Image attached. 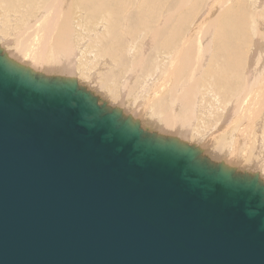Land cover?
Returning <instances> with one entry per match:
<instances>
[{
    "label": "water",
    "instance_id": "water-1",
    "mask_svg": "<svg viewBox=\"0 0 264 264\" xmlns=\"http://www.w3.org/2000/svg\"><path fill=\"white\" fill-rule=\"evenodd\" d=\"M0 264H264V180L0 47Z\"/></svg>",
    "mask_w": 264,
    "mask_h": 264
},
{
    "label": "bare ground",
    "instance_id": "bare-ground-1",
    "mask_svg": "<svg viewBox=\"0 0 264 264\" xmlns=\"http://www.w3.org/2000/svg\"><path fill=\"white\" fill-rule=\"evenodd\" d=\"M0 1H3L5 3V6H3V9H2V10H5V13L0 14L3 16V21H4V18H7L8 21H16V22L20 21V23H16V26L19 25L21 30L18 31L17 29L13 28V26H12V28L15 29V31L13 29H12V31L16 32V35L18 37L21 36L18 38V41L19 40H21V41H19L17 43L15 42V52H16V54L22 56L24 63L18 61L19 59L18 60L15 59L14 57H12L10 54H8L6 52L8 57H10L12 60H14V61H16L22 65H25V66L31 68L32 70H34L36 72H41V73H44V74L49 75V76L61 75L63 77H67V78H74L78 81V79H79V77H78L79 73L78 72L80 70L77 67H78V64L80 65V63H78V60L75 61V58H78L77 56H79V59L80 58H86V55L89 54L90 56H92V59H95L99 55H103L106 57L103 60H107L108 63L109 62L112 63V64H110V67H111L110 69L113 68V66H111V65H114L113 63H117V65H115V66L117 68H120V70L117 73L115 72V75H114V73H111V74L109 73L111 70L108 72L109 73L108 75H106L104 73L106 75V77H104V78L110 79L109 81H111V83H113V82L114 83H113V86H109L111 83L108 85L109 81L107 83L106 80H103L104 82L101 83V84H103L102 85L103 92H101V94L102 93H105L106 95L108 94L109 96L107 95L106 97H110V99L111 98L115 99V98H117V95H119V89H120V93L122 94V91H123V94H124V96H120V98L124 99L123 97H125L127 100L128 96H130V94H133V95L139 94L141 96V95L145 94L146 92L148 93V90L150 89L151 92H149L148 99L147 100L144 99L141 103L142 104V110L145 112V110L147 109V111H149V113L151 112L153 114V115H151V117L154 116V118H156L157 121H160V123H162L161 124L162 126H160L161 130H166V128H169V131H171L172 128L174 127L173 131H175L176 133H179L181 131V129L179 130V128H177V130H176V125H178V124L181 125V123H184L187 125L188 124L191 125V123L193 124V122H191L192 119H191L190 115L188 114L189 105H190L191 100H192V98H190V97H193L194 93L196 94L197 92L200 91L199 82L202 84L207 83V80H206L207 78H204L203 76L200 77V75H201L200 72H197L195 74V71H197L196 63H197V60L199 57V55L196 53V50L199 48V46L203 45L205 43V41H201L199 46H196L194 44L186 46L187 45L186 42L187 41L193 42V41L200 40V39L206 37L207 35L209 36V34L212 33V36H214V38H218L217 45H215V42H213V40L211 42V43H214L213 46L215 47V49L220 51V52H224L226 55H231V54L235 55L236 56L235 61H236L238 67H235L234 65L230 64L228 66L218 67V69H216L215 71L210 70V71H213L212 76H214L215 79H212L211 82L208 81V84H209V82H210V84L212 83L211 85L209 84L208 88L209 87L212 88V85H213V88L215 87V89L208 90V88L206 87L207 88V92H206L207 95L209 96L211 94V96H210L211 99L214 98L215 101H217V102H219L218 94H221L222 97H224V98L228 97V101L233 103V107L232 108L230 107L231 110H230V112H228L227 111L228 106L225 107V105H224L223 110L221 111L222 112L221 117H224V115H226V114H230L231 117L232 116L234 117V119H233L234 121H232L234 123L240 122V119H238V118L240 117L242 119L247 114L248 105H249V103L247 102L248 100L255 101L254 104H257V107L255 106L254 108H253L254 104L253 105L250 104L251 107L253 108V110H252L253 114L251 112L250 116H248L249 115V112H248V115H247L248 117H246L247 119L249 118L248 121H250L251 119L256 118L258 116H261L260 110L263 109V107H264L263 106V104H264V83L261 82V80H262L261 78H264V77L261 76V74H259L260 76H259V78H257L258 82L256 84H255V81L257 79L255 78V75H253V74L251 76L248 75L246 77L247 79L244 80V82H242V83L240 80L236 81V78H235V77H237V74H238V71L240 70L241 64L244 61V57L246 58V60L248 58L247 53H246V56L243 57V55H244L243 49L242 50L240 49L241 48L240 47V41L244 38V35L240 34L239 31H238L239 33H236V30H237L236 28H238L239 25L241 26L242 23L247 24L246 18L243 16L244 14L240 13L242 10L240 11L239 8H237V6H236V4L238 5V3H239L238 0L233 2V3H231L230 0H209V2L207 3L208 8H207L206 13L203 14L204 9L202 10V12H200L201 14H203L202 18L199 19L198 21H196L195 24L193 23L194 26L186 34L184 32L185 31L184 30L185 21L194 12V8L197 6V3L193 2V0H189L190 3L188 0H187L188 2H186V0H0ZM228 2L230 3L229 6H231V7L227 8L225 10H229V12H227L223 16H221V14H217V12L220 9H223L225 7V3H228ZM15 4H17L16 6H21L22 4H28L31 6V8L33 10L27 9V8L10 9V8L15 7ZM126 4L130 5L129 8L132 10L125 17V15L121 13V9ZM187 5H189V6H187ZM199 5H200V3H199ZM223 5H224V7H223ZM253 5H255V4H253ZM5 7H7V8H5ZM205 7H206V5H205ZM244 7L245 6L243 5V8ZM76 9H77V11H76ZM198 10H199V8H198ZM198 10H197V12H198ZM75 11L77 12L78 15H81L83 17V25L84 26H82V27L89 29L90 27L96 26L95 27L96 31H94L93 33L91 32L92 30L90 31L91 33L85 32L86 36H84L85 35V34H83L84 29L80 28V30H78L79 27H77L75 25L74 16L76 17V19L78 17V15L76 14ZM96 11H98V12L96 13ZM243 11H245V10H243ZM200 13L198 15H200ZM200 17H201V15H200ZM207 17H209V20H207L208 19ZM260 17H261V15H260ZM253 19H254V17H253ZM255 19L253 20L252 24L256 26L257 20L255 21ZM259 19H262V17ZM0 20H1V18H0ZM78 21H79V18H78ZM237 22L239 25H237ZM4 23H6V22H4ZM8 23L10 24V22H8ZM220 23H224V25L221 26ZM244 24H242L243 27L245 26ZM260 24H261V22H260ZM0 25H2V24H0ZM253 25H252L251 30L255 31L256 30L255 28H257L258 26L255 27L254 28L255 30H254ZM5 26H6V24H5ZM75 26H76L77 30H76ZM3 27H4V25H3ZM259 27H258V30H259ZM2 29L3 28L0 29L1 40L5 39V37L2 33H4V34L6 33L4 29H3L4 32L1 33ZM253 31H250V32H253ZM247 33L245 34L246 37H247ZM259 33H260V31H259ZM183 34L186 36V37L183 36L185 38L182 37ZM238 34H240V36H238ZM8 35H10V34H8ZM138 37H140V39ZM191 37H193L192 40H190ZM137 38L140 40V42L138 41ZM180 38L185 39V40H182L183 41L182 43L181 42L178 43V41H180L179 40ZM136 39L139 42V45H140L139 47L142 48V50H143V54L148 52V49L146 50V47H151L153 49L152 51L155 50V52H153L152 55L155 54L154 56L157 59H159L158 61H160V63H156V64L154 62H152L154 64V66H153V68L150 67L148 70V72H149L150 69L152 68L153 70H151V73L147 72L145 74H141V76L139 75L141 71H140L139 67H137V64L140 63L141 65L143 64V66L147 65L148 62H146L145 57H136L133 60L132 64L130 62H128V58H127V53L131 52V50L134 48V43H136ZM15 40H16V38H15ZM3 41H5V40H3ZM2 44H5V43H3V42L0 43V47L2 49H4L5 45L3 46ZM137 44L138 43H136V45ZM257 44L260 46V43H257ZM7 45H10V44H8V42H7ZM259 46H256V47H259ZM152 51H150V52H152ZM165 52H168L169 55H167V54L163 55V54H165ZM256 55H258V58L260 57L259 52L255 53V57H257ZM152 57L153 56H151L150 58H152ZM155 57H153V58H155ZM153 58H152V60H154ZM156 60H154V61H156ZM193 62H194V64H193ZM165 63L167 64V66H166L167 71L164 74H162L166 67H164L163 70H160L159 66L160 65H166ZM80 66L82 69V67H85L86 64L82 62ZM146 67H149V66H146ZM92 68H93V65H92ZM255 69H257V68H255ZM138 71H139V74H138L139 76H137V74H136V73H138ZM47 72H49V73L47 74ZM113 72H114V70H113ZM133 75H135L137 78L144 76L143 77L144 80H142L141 83L138 80L140 85L138 84V85L134 86V84H133L130 91H128V87L131 85V80H132ZM150 75L153 77L151 78ZM233 76H235L234 77L235 80L234 81L232 80L234 83L230 82V80ZM242 76H244V75H242ZM92 79H93V77H92ZM150 79L153 82V84L151 86H147L146 84H149ZM238 79H240V78H238ZM79 81H81V79ZM97 83H98V80H97ZM80 85H82L81 82H80ZM83 85H85V84H83ZM87 85L88 84H86V86ZM147 88H148V90H146ZM165 90H167L169 92V94L171 95L170 101H166V100L161 98V95L165 92ZM91 91H92V89H91ZM114 91L117 93V94H115L116 95L115 97L113 95ZM128 92L130 94H128ZM103 96H104V94H102V97ZM146 96H144V97H146ZM198 96H200V95H198ZM229 96L231 97L232 101H230L231 99H229ZM222 97H221V101L223 100ZM197 98L198 97H196V99ZM176 99H178L179 102H175ZM134 100H136V99H134ZM112 101H114V100H112ZM121 101H123V100H121ZM125 101H124V103H125ZM152 101H153V104L151 103ZM224 101L226 102V100H224ZM106 102H108V101H106ZM217 102H215L214 104H217ZM210 103L212 104V102H210ZM119 104H121V103H119ZM108 105L111 106V104H108ZM195 105L197 106V104H195ZM179 106H182V108L180 109ZM206 106L208 107V105H206ZM221 106H222V104H221ZM111 107H113V106H111ZM116 107H118L120 110H124V109H122L121 105L120 106L116 105ZM177 108H178V110H177ZM225 108H226V110H225ZM203 109H204V107H203ZM240 109H242L243 111L246 110V113H245V111L242 113V111ZM240 111L242 114L245 113L244 117H241L242 115L239 114ZM130 112L128 113V111H127L126 113L128 115H130L131 117H134L133 114H131ZM262 112H264V111L262 110ZM123 113H125V111ZM206 113H208V112H206ZM211 113H213V112H211ZM215 114H216V112H215ZM218 114H216V115L219 117ZM251 114H252V116H251ZM210 116L211 115H209V117ZM230 116H229L228 123H229V121L231 122ZM151 117H148V118H151ZM178 117H181V118L178 119ZM214 117L216 118L215 115H214ZM212 118H213V116H212ZM137 121H139V120H137ZM149 121H151V120H149ZM235 121H237V122H235ZM255 121H256V119H255ZM140 122H141V120H140ZM151 122H154V121H151ZM251 122H253V120ZM257 122H258V120H257ZM257 122L255 124H257ZM157 123L159 124V122H157ZM228 123H226V124H228ZM245 123H247V121ZM226 124H224V125L226 126ZM141 125H142V123H141ZM146 125L149 128L148 123ZM154 125H155V123H154ZM244 125L246 126V124H244ZM244 125H243V130H246V129H244V127H245ZM249 125H250V122H249ZM261 125L263 127V124H261ZM151 127H152V125H151ZM249 127L246 131L250 130V132H251L252 128H249ZM255 128H256V125H255ZM223 129H221V131ZM258 129L260 131L259 127H258ZM152 131H154V129H152ZM173 131L170 132L173 135L161 133V132L160 133H161V135L172 136V137H175L178 139L179 136L177 137L176 136L177 134L174 135ZM221 131H218V132H221ZM223 131H225V130H223ZM254 131H256V130L254 129ZM254 131L251 133L253 134ZM156 132H158V131H156ZM186 132H188V131H186ZM250 132L248 131V133H249L248 134L249 137H248L245 135L244 131L241 130L240 139L242 137H243L242 138L243 140L246 139V137H248V139L251 138ZM180 133H182V131ZM180 133H179V135H180ZM185 134H187V133H185ZM215 134H217V133H215ZM246 134H247V132H246ZM216 136H218V134ZM216 136L215 135L213 137L210 136L209 144L215 145V142H216L215 140L217 139ZM225 136L228 139V143H229V140H231V141L234 140L233 139L234 136L230 132H229L228 136L226 134L222 137L226 138ZM235 137H236V135H235ZM207 138H208V136H207ZM180 139H181V137H180ZM227 139H226V141H227ZM248 139H246V141H248ZM219 140H221V139H219ZM259 140H260L259 144H257L255 142V145L257 144V146H258L257 148L259 149V150L257 149L258 150L257 154L259 156L257 155L256 158L260 157V161H258L260 163L258 164L257 168H260L259 170H261V168H264V136H263V138H259L257 141H259ZM182 141H185V139H183ZM186 141H187V139H186ZM206 141L204 143H208ZM249 141H251V139ZM220 142H222V141H220ZM234 142L236 143V140H234ZM243 142H245V141H243ZM222 143H223L222 146H224L225 142L223 141ZM249 143L251 144V142H246L245 144L243 143V146L246 145L245 147H243L245 149V151H247L246 147L248 146L247 144H249ZM231 144H232V142H230V145ZM255 145H254V147H255ZM202 146H205V145H202ZM202 146L200 147V149L202 148ZM229 146H228V148H226L228 152L226 151L225 148L224 149L227 152V156H229V158L227 157L228 161H229V159L231 161V159H235V157L230 153L231 151H230ZM206 149H207V147H206ZM218 149H220V148H218ZM205 151L204 150L202 151L203 154ZM239 151H241V150H239ZM238 153H241V152H238ZM236 155L237 154H235V156ZM238 155H241V154H238ZM244 157L245 156L243 155V158ZM230 161H229V163H230ZM234 162H235V160H234ZM229 163H228V166H229ZM224 165L227 166V163ZM238 165H239V163H238ZM230 166H231V164H230ZM235 170H237V169H235ZM240 171H241V169H240ZM248 172H250V171H248ZM255 172L258 173L259 172L258 169Z\"/></svg>",
    "mask_w": 264,
    "mask_h": 264
},
{
    "label": "rangeland",
    "instance_id": "rangeland-1",
    "mask_svg": "<svg viewBox=\"0 0 264 264\" xmlns=\"http://www.w3.org/2000/svg\"><path fill=\"white\" fill-rule=\"evenodd\" d=\"M189 1V0H188ZM187 0H186V2H188ZM202 1V2H201ZM231 1V3H233V2H235V1H237V0H230ZM239 1V3H238V5L236 4V6H237V8H239V10L241 11L240 13L241 14H244L243 16L246 18V21H247V24H244V23H242V24H244L245 26L243 27V25L241 24V26L238 24V22H237V25H239V27L238 28H236L235 30H236V33H239L240 32V34H243L244 35V38L240 41V49L242 50L243 49V57L244 56H246V53H247V55H248V58H247V60H246V58L244 57V61H243V63L241 64V67H240V72L238 71V74H237V77H235V76H233L232 78H231V80H230V82H233L235 79H234V77L236 78V81L237 80H240L241 81V83L242 82H244V80H246L247 78V76L249 75V76H251L252 74L253 75H255V78L257 79V78H259V74H261V76H263L264 77V1L263 0H238ZM193 2H196L197 3V6L194 8V12L188 17V19L185 21V27H184V32H185V34L187 33V32H189L190 30H191V28L194 26V24H195V22L196 21H198L199 19H201L202 18V16H203V14L204 13H206V11H207V3L209 2V0H193ZM189 3H190V1H189ZM188 3V4H189ZM199 3H200V5H199ZM249 3V4H248ZM19 4V3H18ZM227 4V5H226ZM253 4H255V5H253ZM17 4H15V7H13V8H10V9H22V8H27V9H32L31 8V6L30 5H28V4H22L21 6H16ZM190 5V4H189ZM189 5H187V6H189ZM205 5H206V7H205ZM230 5V3L228 2V3H225V7H224V5H223V9H220L218 12H217V14H221V16H223V15H225L227 12H229V10H225V9H227V8H229V7H231V6H229ZM243 5L245 6L244 8H243ZM0 14L1 13H5V10H2L3 9V6H5V3L3 2V1H0ZM129 6L130 5H128V4H126L122 9H121V13L122 14H124L125 15V17H126V15L132 10V9H130L129 8ZM235 6V7H236ZM205 7V8H204ZM221 7V6H220ZM242 7V8H241ZM5 8H7V7H5ZM198 8H199V10H198ZM236 8V9H237ZM204 9V12H203V14H201L200 12H202V10ZM251 9V10H250ZM33 10V9H32ZM197 10H198V12H197ZM243 10H245V11H243ZM256 10V11H255ZM12 11V10H11ZM76 11H77V9H76ZM75 11V12H76ZM83 11V10H82ZM196 11V12H195ZM98 11H96V13H97ZM255 12V13H254ZM95 13V14H96ZM200 13V15H201V17H200V15H198ZM76 14H77V12H76ZM78 15V14H77ZM198 15V16H197ZM256 15V16H255ZM260 15H261V17H262V19H259V18H261L260 17ZM184 16V15H183ZM182 16V17H183ZM196 19H195V18ZM200 17V18H199ZM253 17H254V19H255V21H256V23L258 24H256V26L255 25H253L252 24V22H253ZM0 18H1V20H0V24H2V25H0V29L1 28H3L4 30H5V34L4 33H2V32H4V30L2 29V31H1V33L4 35V37H5V39H3V40H5V41H3V40H1V38H0V43H5V44H2L3 46H4V51L5 52H7L8 54H10L12 57H14L15 59H19L18 61H20V62H23L24 63V60L22 59V56H20V55H18V54H16V52H15V42L17 43V42H19V41H21V40H19L18 41V38L19 37H21V36H17L16 35V32H13L12 31V29L13 28H15V29H17L18 31H20L21 30V28L19 27V25H17L16 26V23H20V21H8L7 20V18H4V21H3V16L2 15H0ZM74 18H75V25L77 26V27H79V29L78 30H80V28L81 29H84L83 31V34H85V32L86 33H93L94 31H96L95 29V27L96 26H93V27H90L89 29L88 28H84V27H82V26H84L83 25V17L81 16V15H78V17H77V19H76V17L74 16ZM78 18H79V21H78ZM208 19L207 20H209V17H207ZM252 19V20H251ZM3 21V22H2ZM254 21V22H255ZM261 22V24H260V22ZM4 22H6V23H4ZM8 22H10V24L8 23ZM12 22V23H11ZM78 25H77V24ZM194 23V24H193ZM5 24H6V26H5ZM13 24V25H12ZM3 25H4V27H3ZM10 25V26H9ZM220 25L221 26H223L224 25V23H220ZM252 25H253V29L255 28V27H259L260 25V27H259V30H258V27L257 28H255L254 30L256 31H253V30H251V28H252ZM12 26H13V28H12ZM16 26V27H15ZM28 26V25H27ZM76 26H75V28H76ZM19 29H18V28ZM242 27V28H241ZM246 27V28H245ZM9 30H8V29ZM11 28V29H10ZM190 28V29H189ZM244 28V29H243ZM261 28V29H260ZM7 29V30H6ZM15 29H13L14 31H15ZM248 29V30H247ZM24 30V29H23ZM76 30H77V28H76ZM92 30V31H91ZM188 30V31H187ZM262 30V31H261ZM14 33H12V32ZM91 31V32H90ZM239 31V32H238ZM250 31H253V32H250ZM259 31H260V33H259ZM11 32V33H10ZM248 32V33H247ZM247 33V37L245 36V34ZM257 35H256V34ZM8 34H10V35H8ZM240 34H238V36H240ZM15 35V36H14ZM259 35V36H258ZM84 36H86V34L84 35ZM183 36H185L184 34L182 35V37ZM186 37V36H185ZM185 37H183V38H185ZM260 37V38H259ZM15 38H16V40H15ZM139 39H140V37H138ZM137 38V39H138ZM137 39H136V43H138L137 45H136V43H134V48L131 50V52H129V53H127V58H128V62H130L131 64H132V62H133V60L136 58V57H145V60H146V62H148L147 63V65H145V66H143V64L141 65L140 63H138L137 64V67H139V69H140V74H139V71H138V73H136L137 74V76H141V74H145V73H147L148 72V70H149V68L150 67H152L153 68V66H154V64L152 63V62H154L155 64L156 63H160V61H158L159 59H157L154 55H152L153 54V52H155V50L154 51H152L153 49L151 48V47H146V50L148 49V52L147 53H145V54H143V50H142V48H140L139 46V42H140V40L138 39V41H137ZM193 39V37H191L190 38V40H192ZM261 39V40H260ZM180 41H178V43L179 42H183L182 40H185V39H179ZM212 40H213V42H215V45H217V42H218V38H214V36H212V33H210L209 34V36L207 35L206 37H204V38H202V39H200V40H197V41H193V42H191V41H187L186 42V46H189V45H192V44H194V45H196V46H199L200 45V43H201V41H205V43L203 44V45H201V46H199V48L196 50V53L199 55V57H198V60H197V63H196V67H197V71H195V74L197 73V72H200L201 73V75H200V77H204V78H207L206 80H207V83H205V84H202V83H200L199 82V87H200V91L199 92H197L196 94L194 93V96L193 97H190V98H192V100H191V103H190V105H189V109H188V114L190 115V117H191V119H192V121L191 122H193V124L191 123V125H187V124H184V123H181V125L183 126H181L180 124H178V125H176V130H177V128H179V130L181 129V131H182V133H180V135H179V133H176L175 131H173L174 130V127L172 128V130L171 131H169V128H166V130H161V127L160 126H162L161 124L162 123H160V121H157L156 120V118H154V116H152L151 117V115H153L151 112L149 113V111H147V109L145 110V112L142 110V101L144 100V99H148V97H149V92H151V90L149 89L148 90V88L146 89V90H148V93L146 92L145 94L147 95H145V94H143V95H139V94H137V95H133V94H130L129 92H128V94H130V96H128V99L126 100V98L125 97H123L124 99H122V98H120V96H124V94H123V91H122V94L120 93V89H119V95H117V98H115V99H110V97H106L107 95L105 94V93H102V94H104V98L102 97V94H101V92H103V89H102V85L103 84H101V83H103L104 81L103 80H106V82L108 83V81L110 80V79H106V78H104V77H106V75H108L109 73L111 74V73H114V75H115V72L117 73L119 70H120V68H117L115 65H117V63H113L114 65H111V66H113V68L112 69H110L111 67H110V64H112V63H108V61L107 60H103V59H105L106 57L105 56H103V55H99L98 57H96L95 59H92V56H90L89 54H87L86 55V58L88 59H86V58H80L79 59V56H77L78 58H75V61L76 60H78V63H80V65H81V63L83 62V63H85L86 64V66L85 67H82V69H81V66L78 64V69L80 70L78 73V77H79V79H78V83L80 84V82H81V84L83 85V84H85V85H83V86H85L87 89H89V90H91L92 89V92H94V94H96V95H98L100 98H102L104 101H108L107 102V104H111V106H113V107H116V105L117 106H122V109H124V110H122V112H124L125 111V115L127 114L126 112L128 111V113L130 112L131 114H133V116L134 117H132L133 119H135V120H139V122H140V120H141V122H140V124L142 123V126L144 127V128H146L147 130H150V131H152V129H154V131L153 132H156V131H158V132H156V133H158V134H160L161 135V133H166V134H171V135H173L172 133H170V132H174V135H176L177 137H178V140H180V141H182L183 139H185V141H182V142H186V143H189V144H193V145H195V146H197V147H201L202 145H205V146H202V148H201V150L203 151H205L204 152V155H206L207 157H209L210 159H212V160H214V161H216V162H220V163H223V164H226L227 163V166H228V163H229V161H230V159H229V161H228V158H229V156H227V149L226 148H228V146L230 145V142H232V144L229 146V148H230V153L235 157V159H231V161H230V163H229V166H230V164H231V168H234V169H237V171H240V169H241V171H244V172H247V173H257V172H255L257 169H258V171L260 172H258L259 173V175H260V177L264 180V168H261V170H259L260 168H257L258 167V164L260 163V162H258V161H260V157L258 158H256V156L258 155L257 153H258V146H257V144H259V142H260V140L259 141H257L259 138H263V136H264V112H262V110L264 111V107H263V109H261L260 111V113H261V116H258V117H256V118H253V119H251L250 121H248L249 120V118L247 119L246 117H248V116H250V113L252 112V114H253V108L256 106L257 107V104H254L255 103V101H250V100H248L247 102L249 103V105L251 104V105H253V108L251 107V105L249 106L248 105V110H247V114L245 115V113H246V110H244L245 111V113L244 114H242L244 111L242 110V109H240L241 111H242V113H241V111H240V113L239 114H241L242 116L241 117H244V115H245V117L244 118H238V119H240V122H237V121H235V122H237V123H234V122H232V121H234L233 119H234V117L232 118L231 116H230V114H226V115H224V117H221L222 116V110H223V106L225 105V107H227L228 106V108H227V111L228 112H230V107L232 108L233 107V103L232 102H229L228 101V97L227 98H224V97H222V95L221 94H218V99H219V102H217V101H215V99L214 98H212L211 99V94L208 96L207 95V88H208V86H209V84H210V82H211V80L212 79H215V77L214 76H212V72L213 71H210V70H216V69H218V67H221V66H228V65H234L235 67H238L237 66V63H236V61H235V55H226L224 52H220V51H218V50H216L215 49V47L213 46L214 45V43H211L212 42ZM10 41V42H9ZM7 42H8V44H10V45H7ZM257 43H260V46L257 44ZM13 44V45H12ZM262 44V45H261ZM243 47H242V46ZM12 46V47H11ZM133 46V45H132ZM136 46V47H135ZM256 46H259V47H256ZM250 49V50H249ZM150 51H152V52H150ZM251 51V52H250ZM164 52V51H163ZM256 52H259V54H260V57L258 58V55H256L257 57H255V53ZM262 52V53H261ZM254 55H253V54ZM149 56H148V55ZM169 55L168 54V52H165V54H163V55ZM149 58H148V57ZM151 56H153V57H155V58H153L154 60H156V61H154V60H152V58H150ZM147 58V59H146ZM85 60V61H84ZM106 61V62H105ZM158 61V62H157ZM27 62V61H26ZM25 62V63H26ZM246 62V63H245ZM28 63V62H27ZM26 63V64H27ZM251 63V64H250ZM166 64V63H165ZM193 64H194V62H193ZM92 65H93V68H92ZM95 65V66H94ZM80 66V67H79ZM115 66V67H114ZM131 66V65H130ZM146 66H149V67H146ZM167 66V64L166 65H160L159 66V68H160V70H163V68L164 67H166ZM97 69H96V68ZM146 67V68H145ZM106 68V69H105ZM129 68V67H128ZM150 69V71L148 72V73H151V70H153V69ZM242 68V69H241ZM255 68H257V69H255ZM109 69V70H108ZM107 70V71H106ZM111 70V71H110ZM113 70H114V72H113ZM116 70V71H115ZM110 71V72H109ZM167 71V67L164 69V71H163V73L162 74H164L165 72ZM259 73H258V72ZM109 72V73H108ZM49 72H47V74H48ZM51 73V72H50ZM91 73V74H90ZM106 75H105V74ZM99 76H98V75ZM135 74V75H136ZM139 74V75H138ZM257 74V75H256ZM135 75H133L132 76V80H131V85L128 87V91H130V89L132 88V86H133V84H134V86L135 85H140V83L142 82V80H144V76L143 77H136ZM152 75V74H151ZM150 75V76H151ZM242 75H244V76H242ZM86 77V78H85ZM92 77H93V79H92ZM135 77V78H134ZM153 76H151V78H152ZM243 79H242V78ZM104 78V79H103ZM141 78V79H140ZM238 78H240V79H238ZM81 79V81H79ZM101 79V80H100ZM242 79V80H241ZM262 80H261V82L262 83H264V78H261ZM97 80H98V83H97ZM138 80H139V82H138ZM233 80V81H232ZM95 81V82H94ZM101 81V82H100ZM151 79L149 80V84H146L147 86H151L152 84H153V82L151 81ZM208 81H210L209 82V84H208ZM258 82V79L255 81V84ZM111 83V81H109V83H108V85ZM114 83V82H113ZM113 83H111L109 86H113ZM151 83V84H150ZM234 83V82H233ZM240 83V84H241ZM86 84H88L87 86H86ZM96 84V85H95ZM212 84V83H211ZM210 84V85H211ZM206 85V86H205ZM90 87V88H89ZM207 87V88H206ZM100 88V89H99ZM213 90V89H215V87L213 88V85H212V88H208V90ZM97 91V92H96ZM204 92V93H203ZM206 93V94H205ZM115 94H117L115 91H114V93H113V95H114V97L116 96ZM193 94V93H192ZM139 95V96H138ZM198 95H200V96H198ZM220 95V96H219ZM109 96V95H108ZM144 96H146V97H144ZM160 97V96H159ZM158 97V98H159ZM196 97H198L197 99H196ZM221 97H222V101H221ZM119 98V99H118ZM157 98V99H158ZM161 98L162 99H164V100H166V101H170L171 100V95L169 94V92L167 91V90H165V92L161 95ZM201 98V99H200ZM134 99H136V100H134ZM211 99V100H210ZM229 99H231V97L229 96ZM112 100H114V101H112ZM121 100H123V101H121ZM126 100V101H125ZM224 100H226V102L224 101ZM118 101V102H117ZM124 101H125V103H124ZM137 101V102H136ZM208 101V102H207ZM217 102V104H214L215 102ZM221 101V102H220ZM230 101H232V99L230 100ZM155 102V101H154ZM175 102H179V100L178 99H176L175 100ZM210 102H212V104L210 103ZM261 102V101H260ZM119 103H121V104H119ZM137 103V104H136ZM152 104H153V101L151 102ZM220 103V104H219ZM226 103V104H225ZM123 104V105H122ZM195 104H197V106L195 105ZM219 104V105H218ZM221 104H222V106H221ZM205 105V106H204ZM206 105H208V107L206 106ZM212 106V107H211ZM220 108H219V107ZM263 106H264V104H263ZM196 107V108H195ZM202 107V108H201ZM203 107H204V109H203ZM179 108L181 109L182 108V106H179ZM206 108V109H205ZM208 108V109H207ZM151 109V108H150ZM251 109V110H250ZM256 109V108H255ZM254 109V110H255ZM177 110H178V108H177ZM195 110V111H194ZM208 110V111H207ZM219 110V111H218ZM225 110H226V108H225ZM143 111V112H142ZM147 111V112H146ZM177 112V111H176ZM179 112V111H178ZM206 112H210L209 114L208 113H206ZM211 112H213V113H211ZM215 112H216V114H218L219 115V117L215 114ZM248 112H249V115H248ZM227 113V112H226ZM144 116H143V115ZM213 114V115H212ZM252 114H251V116H252ZM207 115V116H206ZM209 115H211L210 117H209ZM214 115L216 116V118L214 117ZM248 115V116H247ZM212 116H213V118H212ZM229 116L231 117V122L229 121V123H228V120H229ZM240 116V115H239ZM136 117V118H135ZM148 117H151V118H148ZM181 117H178V119H180ZM219 118V119H218ZM218 119V120H217ZM255 119H256V121H255ZM149 120H151V121H154V122H151V121H149ZM227 120V121H226ZM237 120V119H236ZM253 120V122H251ZM257 120H258V122H257ZM261 120V121H260ZM159 122V124L157 123V122ZM224 121V122H223ZM242 121V122H241ZM247 121V123H245ZM249 122H250V125H249ZM257 122V124H255ZM262 122V123H261ZM148 123V125H149V128L147 127V124ZM154 123H155V125H154ZM219 123V124H218ZM226 123H228V124H226ZM224 124H226V126L224 125ZM244 124H246V126L244 125ZM261 124H263V127H262V125ZM151 125H152V127H151ZM229 125V126H228ZM236 125V126H235ZM243 125L245 126L244 127V129H248V127L249 128H252L251 130V132H253L254 131V129L256 130V131H254V133L252 134L251 132H250V130H248L250 133H251V138H249L248 139V131H246V130H243ZM249 125V126H248ZM252 125V126H251ZM255 125H256V128H255ZM146 126V127H145ZM154 126V127H153ZM158 126V127H157ZM179 126V127H178ZM228 126V127H227ZM260 128V131H259V129H258V127ZM220 127V128H219ZM228 129H227V128ZM237 127V128H236ZM242 127V128H241ZM183 128V129H182ZM224 128V129H223ZM156 129V130H155ZM221 129H223V130H225V131H221ZM227 129V130H226ZM240 129V130H239ZM241 130L242 131H244V133H245V135L246 136H248V137H246L245 135V137H246V139H248V141H246V139H240V132H241ZM186 131H188V132H186ZM218 131H221V132H218ZM259 133H258V132ZM161 132V133H160ZM169 132V133H168ZM217 133L218 134V136H216L217 134H215V133ZM227 132V133H226ZM229 132L230 133H232L233 134V136H234V140H236V143L234 142V140H229V143H228V139H227V137L226 138H224V137H222V136H224V135H226L227 134V136H228V134H229ZM246 132H247V134H246ZM185 133H187V134H185ZM213 133V134H212ZM236 133V134H235ZM185 134V135H184ZM216 136V142H215V145H213V144H209V139H210V136L211 137H213V136ZM235 135H236V137H235ZM259 135V136H258ZM207 136H208V138H207ZM255 136V137H254ZM261 136V137H260ZM180 137H181V139H180ZM258 137V138H257ZM223 138V139H222ZM257 138V139H256ZM186 139H187V141H186ZM219 139H221V140H219ZM226 139H227V141H226ZM251 139V141H249ZM207 140V141H206ZM241 140V141H240ZM245 141V142H243V141ZM256 140V141H255ZM208 142V143H204V142ZM220 141H224L225 142V144H224V146H222L223 145V143L222 142H220ZM246 142H251V144L249 145V144H247L248 146L246 147V150L247 151H245V149L243 148V147H245L246 145H244L243 146V143L245 144ZM255 142L257 143L256 145H255ZM204 143V144H203ZM239 143V144H238ZM237 144V145H236ZM219 145V146H218ZM221 145V146H220ZM227 145V146H226ZM236 145V146H235ZM241 147H240V146ZM254 145H255V147H254ZM238 146V147H237ZM206 147H207V149H206ZM218 148H220V149H218ZM226 149V151H225V149ZM217 149V150H216ZM238 149V150H237ZM258 149V150H257ZM239 150H241V151H239ZM211 151V152H210ZM219 151V152H218ZM225 151V152H224ZM234 151V152H233ZM256 151V152H255ZM233 152V153H232ZM238 152H241V153H238ZM203 153V152H202ZM221 153V154H220ZM214 154V155H213ZM235 154H237L236 156H235ZM238 154H241V155H238ZM245 156L244 158H243V155ZM246 154V155H245ZM225 157H224V156ZM241 156V157H240ZM259 156V155H258ZM224 157V158H223ZM228 157V158H227ZM226 158V159H225ZM244 160H243V159ZM253 159V160H252ZM255 159V160H254ZM257 159V160H256ZM234 160H235V162H234ZM242 160V161H241ZM227 161V162H226ZM239 161V162H238ZM246 161V162H245ZM251 161V162H250ZM226 162V163H225ZM234 162V163H233ZM241 162V163H240ZM258 162V163H257ZM238 163H239V165H238ZM247 163V164H246ZM236 166H235V165ZM257 164V165H256ZM243 165V166H242ZM228 166V167H229ZM233 166V167H232ZM248 171H250V172H248ZM253 171V172H252ZM262 171V172H261ZM262 175V176H261Z\"/></svg>",
    "mask_w": 264,
    "mask_h": 264
}]
</instances>
